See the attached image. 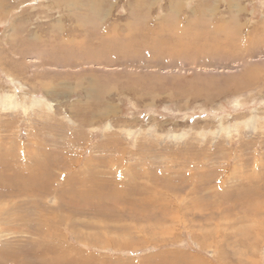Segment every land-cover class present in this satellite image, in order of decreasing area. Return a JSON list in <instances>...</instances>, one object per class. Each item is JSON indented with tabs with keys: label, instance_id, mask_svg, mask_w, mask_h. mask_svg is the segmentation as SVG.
Listing matches in <instances>:
<instances>
[{
	"label": "rangeland",
	"instance_id": "obj_1",
	"mask_svg": "<svg viewBox=\"0 0 264 264\" xmlns=\"http://www.w3.org/2000/svg\"><path fill=\"white\" fill-rule=\"evenodd\" d=\"M17 173L44 182L0 191L19 264H264V0H0Z\"/></svg>",
	"mask_w": 264,
	"mask_h": 264
},
{
	"label": "bare ground",
	"instance_id": "obj_2",
	"mask_svg": "<svg viewBox=\"0 0 264 264\" xmlns=\"http://www.w3.org/2000/svg\"><path fill=\"white\" fill-rule=\"evenodd\" d=\"M16 175H18V177L17 176H15L16 178H18V180L14 177V179L12 180V182H11V185H9V183L10 182H6L7 181V179H4V178H0V182H1V185H0V187H2V188H0V191H4V190H6L5 188H7V187H13L14 185H16V186H18V188H20L21 190H23L24 192H31L30 190H29V188L27 187V186H29V185H31V184H33V185H38V183H40V182H42V183H44L42 180H41V178H34V177H32V176H29L30 174H28L27 176H24L23 178H22V176L20 175V174H16ZM19 182H20V184L21 185H19ZM18 184V185H17ZM13 189H15L14 187L12 188V190ZM50 189V187H45V188H38L37 190H36V196H38V197H40V198H43V197H45L47 194H48V190ZM10 191V190H9ZM242 192V191H241ZM121 196V195H120ZM107 197H110V198H112V199H115V200H117L118 202H119V199H120V197H118V195H115V194H111V195H109V196H107ZM233 197H236V196H234L233 195ZM232 197V198H233ZM12 216V215H11ZM41 220V219H40ZM32 228V227H31ZM32 230H34V231H38V232H40V233H44L45 234V238L47 237L48 238V236L50 235V234H52L53 233V230H51V229H45L43 226H37L36 228H32ZM51 236V235H50ZM43 239L44 240V242L46 243L47 242V238L46 239ZM11 247V246H10ZM41 248L42 249H44V251H42V252H44V253H46V254H48L49 255V257L47 258L48 259V261L47 262H49V264H64V263H67V264H69V262L70 261H68V259L66 258V256H68V255H66V253H61V251L60 250H58V249H56L55 250V247H53V246H48V244H47V247H42L41 246ZM49 248H53L52 250L51 249H49ZM37 249V248H36ZM41 249V250H42ZM41 250H39V251H41ZM54 250H55V252H54ZM56 252H58L59 253V256H57V258H56V262H55V256H56ZM1 253V252H0ZM11 253V252H10ZM9 252H2V254H0V264H3L5 261H9L10 262V264H13V263H17V264H19V262L17 261V259H16V257L14 258L13 257V254H10ZM33 255V254H32ZM66 255V256H65ZM23 256V255H22ZM34 256V255H33ZM32 257V256H31ZM46 257V256H45ZM44 258V257H43ZM20 259V258H19ZM46 262V261H45ZM7 264H9V263H7ZM21 264H25V261H21Z\"/></svg>",
	"mask_w": 264,
	"mask_h": 264
}]
</instances>
